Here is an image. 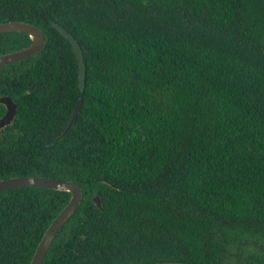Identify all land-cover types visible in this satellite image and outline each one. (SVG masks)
<instances>
[{
  "label": "trees",
  "instance_id": "1",
  "mask_svg": "<svg viewBox=\"0 0 264 264\" xmlns=\"http://www.w3.org/2000/svg\"><path fill=\"white\" fill-rule=\"evenodd\" d=\"M7 21L38 26L47 46L0 69V98L18 106L0 180L84 194L43 264H264V0H0ZM52 22L83 50L84 92ZM31 43L0 35V56ZM71 197L0 193V264H31Z\"/></svg>",
  "mask_w": 264,
  "mask_h": 264
},
{
  "label": "water",
  "instance_id": "2",
  "mask_svg": "<svg viewBox=\"0 0 264 264\" xmlns=\"http://www.w3.org/2000/svg\"><path fill=\"white\" fill-rule=\"evenodd\" d=\"M52 25L58 32H60L66 39H68L73 46L80 68V89L81 92H84L86 88L87 70L83 50L79 42L67 29L55 22H52ZM12 33L28 35L32 43L29 47L22 50L1 55L0 69L37 58L46 49V36L44 32L36 25L21 21H7L0 23V35ZM0 104L7 107V113L3 118L0 119L1 131L14 123L15 118L18 114V106L10 97H1ZM81 109L82 100L79 101L75 109L68 129L58 139V141L62 140L72 130L75 122L80 115ZM25 188L50 189L55 191L68 192L72 195L68 205L59 213V215L54 219V221L48 228L31 262V264H43L55 239L73 218V216L81 206L84 195L83 189L80 185L73 181H64L49 177L28 176L0 180V193L9 190ZM95 204L97 207L102 208V201L99 196L95 198Z\"/></svg>",
  "mask_w": 264,
  "mask_h": 264
}]
</instances>
